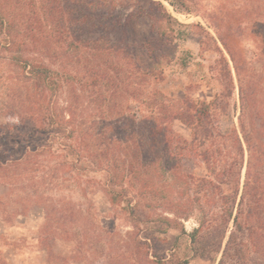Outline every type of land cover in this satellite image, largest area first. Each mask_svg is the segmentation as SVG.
I'll return each mask as SVG.
<instances>
[{
	"label": "rangeland",
	"instance_id": "rangeland-1",
	"mask_svg": "<svg viewBox=\"0 0 264 264\" xmlns=\"http://www.w3.org/2000/svg\"><path fill=\"white\" fill-rule=\"evenodd\" d=\"M113 1H60L64 18L77 22L69 26L73 35L98 40L104 49H82L76 60L66 33L43 43L49 54L32 47L22 55L17 46L11 52L3 48L7 28L0 32V158L19 159L0 169V264L37 251L51 264H264V209L244 211L238 230L228 214L236 198L234 182L239 180L240 192L244 184L245 146L231 184L223 178L229 162L222 158L214 167L190 158L169 175L159 163H149L121 182L128 196L113 200L109 193L120 191L121 183L108 185L104 173L81 171L70 154L76 141L31 129L29 104L23 101L31 99L26 90L29 94L34 84L22 69L27 60L49 68L59 88L32 91L46 94L44 108L60 122H72L75 136L105 133L107 104L115 108L111 117L119 126L129 125L132 115L140 119L150 112L151 105L147 112L140 97L131 95L139 69L145 80L141 93L149 103L161 100L183 116L186 104L208 106L210 127L223 135L239 130L243 118L251 141L264 149V129L257 120L264 119V0ZM1 5L12 11L11 2ZM92 68L94 86L69 87L71 73L83 77ZM111 86L118 87L117 93ZM13 106L20 108L21 119L12 116ZM167 128L175 140L190 139L184 120ZM120 130L112 137H123ZM126 136L131 137L129 131ZM140 139L133 135L129 145ZM257 176L264 182V175ZM128 199L134 200L131 206Z\"/></svg>",
	"mask_w": 264,
	"mask_h": 264
},
{
	"label": "trees",
	"instance_id": "trees-1",
	"mask_svg": "<svg viewBox=\"0 0 264 264\" xmlns=\"http://www.w3.org/2000/svg\"><path fill=\"white\" fill-rule=\"evenodd\" d=\"M1 1H4V3L11 2L12 11L5 9V6L1 5ZM60 1L61 0H0V32L2 33V31L7 28V33H5L2 38L3 48L11 52L14 51V48L17 46L20 51H16V53L24 55L30 53L28 49L36 47L40 55L42 53L45 55L49 54L50 50H48L49 53H47L45 51L47 49L41 47L43 43H47L50 39L53 41L54 38L62 39L61 37L66 33L64 39L69 38V46L76 50V52L73 53L74 55H71V59L73 60L81 57L82 49L93 51L104 50L98 47V40L89 41L73 35V29L71 32L69 26L76 21L66 20L64 18L66 11L61 7ZM113 2H115V0ZM17 25H20V30L16 29ZM41 50H43V52H41ZM53 54L52 51L50 58ZM27 61H24L22 69L26 74H29L28 77L34 80V84L30 87L31 90H29V94L26 90V96H28V98L31 97V99L23 101L29 104L27 110L30 108V111L27 112V114H30L28 119L33 123L31 129H34L36 133L44 134L47 131V134L53 133L54 136H68L72 138L73 141H76L75 148L77 149L75 150L73 147L70 154L76 157V163H81L78 165L81 171L104 173V175L107 176V184L113 185L124 182L125 180H130L133 175H139L142 170L148 168L149 163H159L162 173L169 175L177 168L179 162L189 160L190 158L202 160L209 163L211 167L217 166L222 158V160L225 159L229 162L227 168H223V178L228 180L231 184L234 180L232 177L237 174V171L240 170L243 164L245 146L247 151L245 180L241 192L239 180L234 182V193L236 198L234 199V204L228 209L230 210L228 212L230 216L229 220H232L234 227L238 230L241 228L239 216L242 215L244 211L250 215L254 212L260 213L261 210L264 209V182L261 181L262 178L260 179L257 176L258 173L264 175V149L262 146L256 144V142L251 141V134L245 129L243 118L239 119V130L236 129L231 134L223 135L219 133L216 127H210L207 112L208 106L202 105V107L196 108L195 106L186 104L184 108L187 115L183 116L185 113H179V111H177L178 108L175 109L174 107L171 108V106H165L161 100L158 101L154 98L155 102L149 103L143 94L144 92L141 93L143 91V83L145 82V80H143L144 75L139 69H135L133 78L137 80V82H133L135 94L131 92V95L136 97L138 95V97H140V103L147 112L149 109L148 105H151L150 112H148L146 116L141 115L140 119L132 115L130 116L131 120L129 125L125 124L119 126V120L114 122L111 117L116 114L114 113L115 108L107 104L105 108L107 115L104 114L106 118L103 117V119H106L107 124L102 127L105 133L102 131L101 133L91 132L90 134L82 131L83 133L80 132L75 136V131L72 129V122H60L52 112L47 110V107L44 108L43 106L45 100L44 95L46 94L42 93H44L45 90L47 92L59 88L57 81L50 78L49 68L44 65H42V67H37L33 64L30 65ZM75 72L74 76H72L71 73V75L67 77L70 88H73L75 85L84 86V84L87 83L94 86L97 83V79L94 77L96 74L95 68H92L89 72L85 71L83 77L80 76V73L77 71ZM86 78L89 80L84 81ZM39 88L43 91L41 95L34 94L35 91H32V89L38 91ZM111 88L116 93L119 90L117 86H111ZM91 93L96 95L93 91H91ZM118 105L119 107L116 108L119 111L121 110L122 103ZM12 108V116L15 115L21 119L22 113L20 112V108L17 109L14 106ZM14 108L17 110L14 111ZM68 112L69 117L72 119L74 115L71 114L70 108H68ZM120 112H118L117 115H119ZM179 119L184 120L185 125L189 128V140L182 138H176L175 140L172 132L167 128V125L172 121H179ZM257 120L262 122L260 123V129H264V119ZM122 121H124L123 118ZM249 124L252 135H256L257 132L254 130L256 124H252L251 121ZM67 125L70 126V131L69 129L67 130ZM118 130L123 133V137H112ZM128 131L131 137L134 135L136 138L139 135L142 139L135 142L133 146L132 144L129 145L131 137L129 138L126 136ZM108 132H110L111 137H107L106 134ZM65 133H67V135ZM119 147L122 148L120 151L117 150ZM33 153L36 154V150L33 151ZM150 154L153 155L150 156ZM237 159L240 161L239 168H235ZM18 160L19 159L12 156V154L4 158L1 157L0 169L3 168L4 163H15V161L17 162ZM201 179L202 178H197L196 180L200 181ZM193 180L194 182L196 181L195 179ZM220 183H222V181ZM119 188L121 189L120 191H111L109 193V198L113 200L118 197L119 199H124L128 196V193L122 190L123 183H121ZM237 198L239 200L236 206L235 203ZM133 201L132 199H128L127 203L130 204L129 206H131V202ZM170 204L172 205V203ZM180 206L184 205L180 203ZM235 206L236 215L232 218ZM167 227L168 226L163 230L164 232ZM196 232L198 231L196 230L194 235ZM192 238L195 239L194 236H192Z\"/></svg>",
	"mask_w": 264,
	"mask_h": 264
},
{
	"label": "crops",
	"instance_id": "crops-1",
	"mask_svg": "<svg viewBox=\"0 0 264 264\" xmlns=\"http://www.w3.org/2000/svg\"><path fill=\"white\" fill-rule=\"evenodd\" d=\"M34 253L28 252L24 255L13 256V264H51L48 262L46 254L38 255L43 252L37 251Z\"/></svg>",
	"mask_w": 264,
	"mask_h": 264
}]
</instances>
